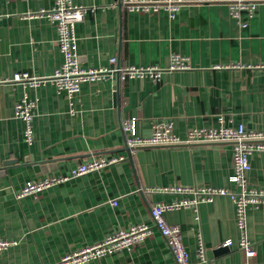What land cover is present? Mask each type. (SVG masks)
I'll use <instances>...</instances> for the list:
<instances>
[{
	"label": "crops",
	"instance_id": "obj_1",
	"mask_svg": "<svg viewBox=\"0 0 264 264\" xmlns=\"http://www.w3.org/2000/svg\"><path fill=\"white\" fill-rule=\"evenodd\" d=\"M74 3L88 8L76 24L83 67L110 68L116 57L123 66L167 68L173 54L189 67L164 69L157 79L86 81L71 103L51 82L32 87L13 80L20 72L48 76L61 65L55 25L30 15L54 0H0V79L6 80L0 82V239L16 241L0 251V264H58L65 254L139 223L151 225L142 242L84 264H177L151 207L191 196L164 190L177 185L238 190L230 181L233 143L145 146L130 155L122 120L136 118L142 136L155 122L171 120L184 137L190 128L218 126L221 117L228 126L264 130V7L250 18L243 12V26L221 1L190 0L175 17L165 9L129 11L120 0ZM24 96L37 100L31 143L15 115ZM118 154L127 157L37 195L17 196L29 180ZM250 162L249 182L264 190V150L252 152ZM235 212L232 198L218 195L198 207L167 210L165 218L180 226L194 264H264V204L248 208L247 236L257 251L250 258L238 247ZM228 238L231 248L222 245ZM201 240L206 263L197 254Z\"/></svg>",
	"mask_w": 264,
	"mask_h": 264
},
{
	"label": "built area",
	"instance_id": "obj_2",
	"mask_svg": "<svg viewBox=\"0 0 264 264\" xmlns=\"http://www.w3.org/2000/svg\"><path fill=\"white\" fill-rule=\"evenodd\" d=\"M190 0H120L122 8L129 11L157 12L165 9L170 16L175 17L177 11ZM221 1L228 4L232 16L242 20L243 12L248 18L253 16L259 5L264 7V0H209ZM88 8L77 5L74 0H54L50 8H41L32 16L46 17L57 31V44L63 54V61L56 71L48 76L31 75L28 72L16 73L13 80L24 82V84L38 87L51 82L56 85L58 91L63 92L73 103V99L79 93L81 84L86 81L108 79L117 75L120 79L127 76L145 77L153 79L160 77L164 69L181 70L188 68L186 58L181 54H173L170 65L167 68L159 66H123L116 57L111 58L110 68H85L82 66L78 53V36L76 24L85 17ZM248 19L242 20L243 26L248 24ZM6 80L0 79V82ZM37 100L24 96L15 106V115L22 118L26 123L25 139L31 143L34 139L32 120L34 118ZM74 111L73 108H71ZM122 129L125 133V145L130 155L138 148L154 145L193 144L207 142H232L233 143V173L230 176L238 190L227 187L213 186L209 184L196 186L177 185L164 189L166 192L190 194L189 198L175 200L172 202H159L151 207V217L154 225L165 237L177 264H194L190 260L189 251L183 240V233L179 225L169 224L165 218V212L181 207H198L202 202H210L218 195H228L232 198L236 208V223L241 231L238 247L247 258L257 254L253 242L247 236L248 208L253 205L259 207L264 204V190L250 184L248 173L252 165L250 155L257 150H264V130L247 129L243 124L239 126H228L223 117L220 118L218 126H205L190 128L184 137L174 132V123L171 120L155 122L152 133L147 136L138 134L136 118L122 120ZM126 155L118 154L112 156H98L81 162L68 174L45 175L38 179L27 181L18 191L17 196L21 198L26 195H37L43 190L65 182L73 177L99 170L116 162L122 161ZM116 205L117 200L113 199ZM151 234V225L139 223L129 228H121L105 236L102 240L88 244L78 250L65 254L58 264H84L93 259H99L107 254L123 249H132L136 244L142 242ZM16 241L0 239V251L5 250ZM234 244L232 238L223 242V246L231 248ZM199 261L206 263L207 250L202 242L197 249Z\"/></svg>",
	"mask_w": 264,
	"mask_h": 264
},
{
	"label": "water",
	"instance_id": "obj_3",
	"mask_svg": "<svg viewBox=\"0 0 264 264\" xmlns=\"http://www.w3.org/2000/svg\"><path fill=\"white\" fill-rule=\"evenodd\" d=\"M11 162L10 161H6L5 165L8 166Z\"/></svg>",
	"mask_w": 264,
	"mask_h": 264
}]
</instances>
